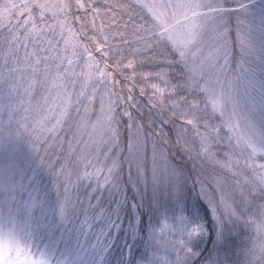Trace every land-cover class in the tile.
Instances as JSON below:
<instances>
[{
  "label": "snow or ice",
  "instance_id": "snow-or-ice-1",
  "mask_svg": "<svg viewBox=\"0 0 264 264\" xmlns=\"http://www.w3.org/2000/svg\"><path fill=\"white\" fill-rule=\"evenodd\" d=\"M0 264H264V0H0Z\"/></svg>",
  "mask_w": 264,
  "mask_h": 264
},
{
  "label": "trees",
  "instance_id": "trees-1",
  "mask_svg": "<svg viewBox=\"0 0 264 264\" xmlns=\"http://www.w3.org/2000/svg\"><path fill=\"white\" fill-rule=\"evenodd\" d=\"M4 186V189L3 190H1V192H0V214H3L4 212H5V208H4V206H3V199H5V197H3L2 196V194H3V192L5 191V188H6V186L5 185H3ZM3 206V207H2Z\"/></svg>",
  "mask_w": 264,
  "mask_h": 264
},
{
  "label": "rangeland",
  "instance_id": "rangeland-1",
  "mask_svg": "<svg viewBox=\"0 0 264 264\" xmlns=\"http://www.w3.org/2000/svg\"><path fill=\"white\" fill-rule=\"evenodd\" d=\"M4 189V186H3V184H0V192H1V190H3ZM5 199H6V197H5ZM3 207V206H2ZM5 212H6V210H5Z\"/></svg>",
  "mask_w": 264,
  "mask_h": 264
}]
</instances>
